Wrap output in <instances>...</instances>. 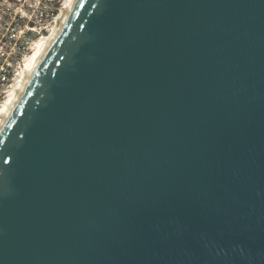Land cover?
Masks as SVG:
<instances>
[{
  "label": "water",
  "instance_id": "water-1",
  "mask_svg": "<svg viewBox=\"0 0 264 264\" xmlns=\"http://www.w3.org/2000/svg\"><path fill=\"white\" fill-rule=\"evenodd\" d=\"M0 264H264V0H70L1 114Z\"/></svg>",
  "mask_w": 264,
  "mask_h": 264
},
{
  "label": "built area",
  "instance_id": "built-area-1",
  "mask_svg": "<svg viewBox=\"0 0 264 264\" xmlns=\"http://www.w3.org/2000/svg\"><path fill=\"white\" fill-rule=\"evenodd\" d=\"M48 18L29 7L0 26V104L22 76L35 41L46 34Z\"/></svg>",
  "mask_w": 264,
  "mask_h": 264
},
{
  "label": "rangeland",
  "instance_id": "rangeland-1",
  "mask_svg": "<svg viewBox=\"0 0 264 264\" xmlns=\"http://www.w3.org/2000/svg\"><path fill=\"white\" fill-rule=\"evenodd\" d=\"M64 2L65 0H0V26L4 25L3 23L9 20L12 15L21 11L24 12L30 7L31 12H40L41 10L43 13L49 14L48 23L46 24L49 30ZM48 30L45 31L44 36L48 35ZM1 105L0 109L3 107Z\"/></svg>",
  "mask_w": 264,
  "mask_h": 264
},
{
  "label": "bare ground",
  "instance_id": "bare-ground-1",
  "mask_svg": "<svg viewBox=\"0 0 264 264\" xmlns=\"http://www.w3.org/2000/svg\"><path fill=\"white\" fill-rule=\"evenodd\" d=\"M69 2H70V0H65L64 4L61 6L60 10L65 8L68 5ZM60 10H59V13L55 17L54 24L52 26H50L48 35L51 33L53 27L56 24V21H57L59 15H60ZM47 36H44L43 38H39L38 40L35 41V43H34V45L32 47L31 53H30V55L27 58V62H26L23 74H24L26 69L30 68L31 63H32V59H33L35 53L42 48L43 44L45 43V40H46ZM23 74H22V76H23ZM21 77L19 78L18 82L12 87L10 93L6 96L5 100L1 103L2 104L1 106H3V107L0 109V120H1V114H2L3 110L6 108V105L12 100V98L14 97V95H15V93L17 91V88H18V85L20 83Z\"/></svg>",
  "mask_w": 264,
  "mask_h": 264
}]
</instances>
